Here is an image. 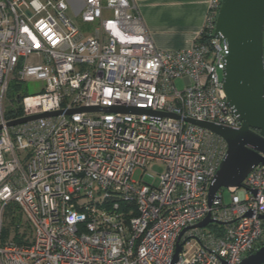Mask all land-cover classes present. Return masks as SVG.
Instances as JSON below:
<instances>
[{
	"label": "built area",
	"instance_id": "obj_1",
	"mask_svg": "<svg viewBox=\"0 0 264 264\" xmlns=\"http://www.w3.org/2000/svg\"><path fill=\"white\" fill-rule=\"evenodd\" d=\"M221 1L210 40L166 50L129 0H83L87 29L68 0H0V264H173L179 243L175 264H240L264 242V165L210 204L228 144L186 120L241 126L214 37ZM30 80L42 88L12 94ZM109 106L146 111L69 112Z\"/></svg>",
	"mask_w": 264,
	"mask_h": 264
},
{
	"label": "water",
	"instance_id": "obj_2",
	"mask_svg": "<svg viewBox=\"0 0 264 264\" xmlns=\"http://www.w3.org/2000/svg\"><path fill=\"white\" fill-rule=\"evenodd\" d=\"M214 37L226 40L229 46L223 86L228 105L241 126L232 128L186 118L222 136L228 144L227 154L210 186V204L221 188L240 187L256 166L264 165V0H222L216 17ZM72 111L139 113L146 110L109 106L82 107L69 112ZM60 113L62 111L36 114L13 120L8 125L14 126ZM160 115L180 117L170 113ZM211 221L208 216L195 227H206ZM181 250L182 244L179 243L173 264L179 260ZM240 264H264V245L246 256Z\"/></svg>",
	"mask_w": 264,
	"mask_h": 264
},
{
	"label": "crops",
	"instance_id": "obj_3",
	"mask_svg": "<svg viewBox=\"0 0 264 264\" xmlns=\"http://www.w3.org/2000/svg\"><path fill=\"white\" fill-rule=\"evenodd\" d=\"M210 1L129 0V11L142 19L156 46L179 50L190 47L202 32Z\"/></svg>",
	"mask_w": 264,
	"mask_h": 264
},
{
	"label": "rangeland",
	"instance_id": "obj_4",
	"mask_svg": "<svg viewBox=\"0 0 264 264\" xmlns=\"http://www.w3.org/2000/svg\"><path fill=\"white\" fill-rule=\"evenodd\" d=\"M68 2H70L71 8L69 11V14L75 18V10H80V8L82 7L83 4V0H68ZM75 20L77 21V23L84 29L88 28V24L87 26L83 23H81V21L78 18H75ZM220 75H223V72L220 71ZM175 85L178 89H183L185 86V83L183 80L181 79H177L175 81ZM43 86V83L40 80H30L28 82H22L20 84L17 85V83H13V88H12V94L14 96H16L17 94H21V95H26V94H34L36 92H38ZM153 170H162L161 168H157L154 167ZM142 172L137 170L135 171V173L133 174V180L136 181H141L142 178ZM222 194L224 196V201L225 203H229L230 202V193L227 189V187H224L222 190ZM11 214V212H10ZM191 244H196L195 241H192L190 244L187 245L186 249H190L191 248Z\"/></svg>",
	"mask_w": 264,
	"mask_h": 264
},
{
	"label": "trees",
	"instance_id": "obj_5",
	"mask_svg": "<svg viewBox=\"0 0 264 264\" xmlns=\"http://www.w3.org/2000/svg\"><path fill=\"white\" fill-rule=\"evenodd\" d=\"M211 37H212V31H210L209 29L206 28L202 32V35L198 38V41H208V40H210ZM10 96H11V94H10Z\"/></svg>",
	"mask_w": 264,
	"mask_h": 264
},
{
	"label": "flooded vegetation",
	"instance_id": "obj_6",
	"mask_svg": "<svg viewBox=\"0 0 264 264\" xmlns=\"http://www.w3.org/2000/svg\"><path fill=\"white\" fill-rule=\"evenodd\" d=\"M263 245H264V242H262V243L257 247V250H258L259 248H261Z\"/></svg>",
	"mask_w": 264,
	"mask_h": 264
}]
</instances>
